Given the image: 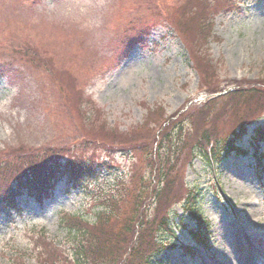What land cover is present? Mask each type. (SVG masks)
<instances>
[{
    "label": "rangeland",
    "instance_id": "obj_1",
    "mask_svg": "<svg viewBox=\"0 0 264 264\" xmlns=\"http://www.w3.org/2000/svg\"><path fill=\"white\" fill-rule=\"evenodd\" d=\"M239 2L238 10L211 14L207 23L189 16L202 12L203 0H0V158L19 149L34 157V151L90 143L105 154L94 153L95 159L112 162L108 173L69 194L59 191L42 206L23 204L13 222L0 206V264H39L35 238L42 230L67 250L59 220L79 214L93 223L110 195L118 199L106 222L118 216L121 203L124 218L138 201L134 196L145 198L157 184L151 164L165 149L167 131L183 151L179 172L172 170L174 178L166 177L161 188L182 195L167 210L174 213L172 229L181 243L193 244L176 225L183 215L179 202L197 188L199 210L211 224L210 247L199 248L194 260L167 249L154 264H264L252 254L264 249V169L254 171L249 155H221L237 129L251 131L264 118V0ZM220 3L227 8L225 0L210 8ZM147 20L155 27L121 60L129 34L123 35H139ZM32 49L52 63L50 73L27 59ZM201 130L216 135L223 150L218 158L200 145ZM125 233L117 255L128 241ZM156 235L146 239L150 250Z\"/></svg>",
    "mask_w": 264,
    "mask_h": 264
},
{
    "label": "trees",
    "instance_id": "obj_2",
    "mask_svg": "<svg viewBox=\"0 0 264 264\" xmlns=\"http://www.w3.org/2000/svg\"><path fill=\"white\" fill-rule=\"evenodd\" d=\"M218 2L219 0H203V3H201L202 12L198 10L191 12L189 15L190 19L197 22L202 19V22L205 20L208 23L211 14L213 16L222 9L232 10L234 8L233 0H225L228 3L225 9L223 7L224 3L219 4H222L220 8L219 5L210 8L217 5ZM208 8L210 9L208 10ZM141 24L149 25L150 22L147 20ZM205 25L208 29L210 28L208 24L205 23ZM125 30L127 31V29ZM205 32H203L202 36L198 32V35L201 38H205ZM128 34L127 41L133 36L129 32ZM197 52L201 55L200 50ZM25 56L37 67H42L46 70L51 67L48 58L40 56L34 49L29 50ZM244 92L239 90L235 93L238 94V97H243ZM233 95L234 93L228 97L229 101ZM200 115L201 113L197 114L196 117L198 118ZM241 129L244 133L245 127ZM255 133L257 139L260 138L264 141L263 124L255 128ZM162 135L164 137V144L162 145L161 143V145L165 149L160 150L163 153L161 155L158 153V158L151 164V168L153 169L151 174L158 181L156 186L154 184L149 186V194L145 198H142L139 193L135 196L133 193L134 200L138 198V201L133 204L129 213L124 218L120 216L122 213L121 205L123 204L121 203L120 208L114 209V215L118 216H112L110 223L106 221L118 199L112 198V196H109L111 199H103L101 210L96 212L93 223H88L89 220L79 214L64 216L60 222V229L67 233V250L57 246L55 242L48 240L45 233L42 232L35 238L38 239L36 251L39 253V264H108L109 261L113 264H150L147 254L151 251V248L148 246L146 239L149 238L150 242H152V234L155 231L158 233L169 228L170 215L169 213L166 214V212L173 201L179 200L182 197V195L178 196V198L175 194L171 195L168 187L165 190L161 189L166 177L167 179L174 178V175L179 172V161L182 160L181 156L183 154L182 146L179 148V145H174L175 141L172 139L170 131L164 132ZM197 136L201 139L200 145L205 146V148H208L210 145L211 149L215 150L218 142L216 135L201 130ZM184 143H186V140ZM194 145L196 143L191 146L189 145L187 149L189 155ZM65 148L61 147L56 153L51 150L34 151V157H31L27 153L29 152L28 150L19 149L11 152L12 155L9 158H0V200L3 202L6 210L18 209L19 207L16 208V200L23 194L33 197L38 202L50 198L51 190L56 182L62 178H65L67 182L77 184L82 178L95 177L100 172L110 169L109 165L112 162L107 159H95L94 153L103 154L101 148L92 147L90 143H79L75 150L71 151H65ZM173 148L174 151L172 150ZM133 165L134 167H140L136 161ZM148 165L144 163V166ZM172 170L175 171L174 175L171 172ZM137 186H142V184L138 183ZM133 189L134 187L128 188L129 191ZM175 192L179 195L178 189ZM195 198L194 194H189L187 200L193 203ZM185 203L187 204L188 202L185 201ZM152 205H155V208L153 215L150 217L148 212ZM187 210L190 211L188 204ZM110 224L111 226H109ZM106 226L109 227L103 231L102 228ZM200 230L201 233L202 231L206 233L204 228L203 230L200 228ZM122 231L126 232L125 236H127L128 241L119 255H117L116 251L120 249L119 242ZM33 249L35 250V247ZM147 251L149 252L146 254Z\"/></svg>",
    "mask_w": 264,
    "mask_h": 264
},
{
    "label": "bare ground",
    "instance_id": "obj_3",
    "mask_svg": "<svg viewBox=\"0 0 264 264\" xmlns=\"http://www.w3.org/2000/svg\"><path fill=\"white\" fill-rule=\"evenodd\" d=\"M93 1H95V2H97L98 0H93ZM13 117V119L15 120V119H17L18 118V114H15L14 116H12ZM11 117V118H12ZM5 133V132H4ZM264 250V249H263ZM240 261V260H239ZM238 264H240V262L238 263Z\"/></svg>",
    "mask_w": 264,
    "mask_h": 264
}]
</instances>
